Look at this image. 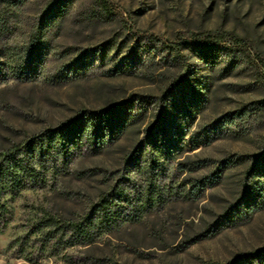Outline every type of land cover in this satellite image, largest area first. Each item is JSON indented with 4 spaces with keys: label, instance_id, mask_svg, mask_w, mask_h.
I'll return each mask as SVG.
<instances>
[{
    "label": "rangeland",
    "instance_id": "rangeland-1",
    "mask_svg": "<svg viewBox=\"0 0 264 264\" xmlns=\"http://www.w3.org/2000/svg\"><path fill=\"white\" fill-rule=\"evenodd\" d=\"M49 1L0 0V149L83 109L112 107L131 95L159 96L175 89V79L183 76L197 88L199 98L185 93L187 100L178 99V110L164 105L169 132H176L184 143L165 162V174L157 182L164 191L178 194L163 192L160 207L140 220L122 223L94 243L67 248L66 257L42 253L38 261L30 262L16 242L41 209L62 219H76L121 172L142 183V175L129 172L124 161L147 141L158 117L159 107L148 105L115 144L74 159L55 188L21 191L10 203L11 221L0 233V264H206L264 249V209L255 211L247 222L216 226L240 195L245 169L264 151V0H74L48 26L49 51L38 73L16 78L11 65ZM146 37L154 38L158 47L209 40L239 50L235 54L221 50L210 62L186 46L180 47L178 55L163 49L153 55L135 46ZM105 43L114 47L103 58L99 52L88 57L83 74L67 72L66 66L81 54ZM131 53V70H115ZM52 76L56 77L51 80ZM183 101L190 106L189 114L182 112ZM226 115L234 121L209 140L191 139ZM198 160L206 162L193 170L177 166ZM218 166L223 171L216 184L190 198L179 195L189 189L187 181L208 176Z\"/></svg>",
    "mask_w": 264,
    "mask_h": 264
},
{
    "label": "trees",
    "instance_id": "trees-1",
    "mask_svg": "<svg viewBox=\"0 0 264 264\" xmlns=\"http://www.w3.org/2000/svg\"><path fill=\"white\" fill-rule=\"evenodd\" d=\"M73 1H49L44 15L30 34L23 52L17 57L15 64L11 65L10 72L13 76L28 79L38 73L49 51L46 39L48 26L58 20ZM139 40L142 41L136 42L135 46L139 50L145 49L147 53L154 55L163 49L178 55L180 47L186 46L205 62L212 61L221 50L226 51L227 54H235L239 50L219 46L209 40L181 41L178 43L179 47H169L164 44L158 47L152 37ZM113 47V43H105L92 49L90 53L81 54L66 66L67 72H71L73 76L83 74L88 57L97 55L99 52L100 58H103ZM241 53L247 54L244 50ZM133 60L134 56L131 53L125 57L124 61L117 63L115 70L130 71L132 68L130 63ZM56 76H52L51 80ZM62 77L68 78L66 75ZM183 77L175 79V89H168L159 96L131 95L112 107L97 110L83 109L77 115L56 126L44 128L21 142L14 143L6 149H0L1 233L11 221L10 203L19 196L21 191L29 188H55L58 177L68 172L69 165L74 159L87 153H100L112 146L130 124L141 119L147 110L146 106L156 104L159 107L158 117L148 131L147 141L130 152L124 161L125 168L129 172L135 171L142 175V183L133 181L121 172L109 188L90 205L86 213L76 219H62L47 209H41L40 215L36 216L25 235L16 239L24 251L26 260L36 262L42 253L62 254L66 257L67 248L78 244L94 243L101 235L117 229L122 223L140 220L149 210L160 207L164 197L163 192H168V196L178 194V191L173 192L168 188L164 191L165 188H162L157 181L158 177L165 174V162L172 160L176 152L183 148L181 144L184 143L180 138L178 139L176 132H169V114L164 109V105L173 106L175 110H178L181 103L178 99L183 98L186 101L187 99H184L186 96L194 100L199 98L197 88L188 85V81ZM184 101L181 107L182 112L189 114L190 106L189 104L187 106ZM234 119L235 117L226 115L218 119L212 129L204 128L192 135L191 139L198 136L197 138L209 140L212 134L222 129L226 123L233 122ZM205 162L206 160L179 162L177 166L193 170ZM226 162L222 161L221 164ZM232 163L233 161L229 165ZM220 166L208 176L187 181L186 183L190 182L189 189L184 188L179 195L190 198L202 188L216 184L223 171ZM261 209H264V151L258 154L252 164L245 169L240 195L223 216V220L217 221L216 226L228 227L247 222L255 211ZM29 246L30 250H28ZM206 264H264V249L241 252L227 261H208Z\"/></svg>",
    "mask_w": 264,
    "mask_h": 264
}]
</instances>
